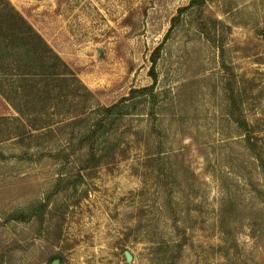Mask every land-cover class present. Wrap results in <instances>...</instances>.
I'll return each mask as SVG.
<instances>
[{
	"label": "rangeland",
	"instance_id": "rangeland-1",
	"mask_svg": "<svg viewBox=\"0 0 264 264\" xmlns=\"http://www.w3.org/2000/svg\"><path fill=\"white\" fill-rule=\"evenodd\" d=\"M7 1L76 77L1 74L0 264H264V0ZM158 49L84 168L77 114L151 85Z\"/></svg>",
	"mask_w": 264,
	"mask_h": 264
},
{
	"label": "trees",
	"instance_id": "trees-1",
	"mask_svg": "<svg viewBox=\"0 0 264 264\" xmlns=\"http://www.w3.org/2000/svg\"><path fill=\"white\" fill-rule=\"evenodd\" d=\"M4 2L5 5L0 8V79H3L4 76L2 75L5 67L8 66L10 70L13 69L15 71L18 82L17 88H23L25 95L36 94L33 92V86H38L40 89L41 85L45 87L40 89L42 94L46 91L50 95L52 87H55V85L50 86L53 81L62 79L67 82L70 75L75 76L76 74L34 25L10 2L7 0H4ZM205 3L206 0H192L190 5H197L201 9ZM159 53L160 50L158 49L152 56L151 75L154 82L151 85L132 88L128 96H124L110 105H98L90 111L89 115H86L87 111L77 114L78 116L73 123L81 126V129L79 132L72 134L71 139H78V143L74 146L75 149L87 148L84 168L88 165L89 167L96 165L102 160L101 154L98 153L99 141L105 134L113 130L117 120L128 113V101L130 102V99L144 94L155 96L154 86L158 79L156 65ZM0 92L9 101L12 102L14 100L12 95L4 88L2 82L0 84ZM13 105L18 111L22 112V108L19 105L14 102ZM92 113H95L93 117H91ZM236 120L247 131L249 134L248 141L254 147L255 144L250 140L252 129L248 122L241 116H236ZM45 126L49 127L51 124H46ZM73 153L75 152L72 151L71 154ZM45 205L46 203L43 204V206ZM13 216L26 219L31 215L20 212L13 214ZM182 244L181 242L179 243V248L182 247ZM55 258H60V255L53 254L49 260L53 261Z\"/></svg>",
	"mask_w": 264,
	"mask_h": 264
},
{
	"label": "water",
	"instance_id": "water-1",
	"mask_svg": "<svg viewBox=\"0 0 264 264\" xmlns=\"http://www.w3.org/2000/svg\"><path fill=\"white\" fill-rule=\"evenodd\" d=\"M125 254H126L127 260L128 261H132V259H133L132 253L130 251H126ZM59 261L60 260L56 258V259L53 260V262L51 264H59Z\"/></svg>",
	"mask_w": 264,
	"mask_h": 264
}]
</instances>
